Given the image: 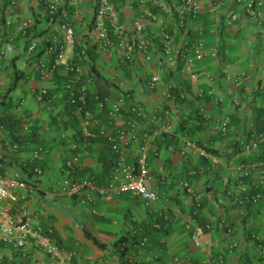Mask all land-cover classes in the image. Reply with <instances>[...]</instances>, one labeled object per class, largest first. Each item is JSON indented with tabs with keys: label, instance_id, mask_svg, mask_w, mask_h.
Returning a JSON list of instances; mask_svg holds the SVG:
<instances>
[{
	"label": "crops",
	"instance_id": "1",
	"mask_svg": "<svg viewBox=\"0 0 264 264\" xmlns=\"http://www.w3.org/2000/svg\"><path fill=\"white\" fill-rule=\"evenodd\" d=\"M57 1L58 14L50 21L44 0H17L15 6L12 0H0V173L25 181L17 190L19 203L37 214L36 226L52 230L62 261L210 264L207 260L214 258L213 264H264V254L256 247L264 244V184L255 185L264 177V8L260 17L251 18L237 0L221 5L217 0H195L198 16L185 29L169 0L145 8L137 0H112L113 17L126 40L135 37L133 21L139 19L157 44L165 27L177 50L188 40L215 50L197 65L199 76L193 80L166 59L159 65L157 59L147 61L141 52L121 46L122 39L112 29L111 47L105 48L96 30L98 0ZM150 12L158 18L151 19ZM64 21L75 27L69 57L80 68L88 95L115 99L124 93L127 105L122 113L109 116L107 108L92 100L87 113L69 103L65 85L71 74L65 66H55L53 40L59 38ZM161 56L158 51L156 58ZM153 74L161 80L150 88ZM136 105L144 109L140 134L169 124L168 130L148 140L147 184L158 191L157 200L147 205L129 192H109L96 193L94 202L82 204L79 196L62 195L57 182L67 178L66 160L74 154L80 157L75 177L91 176L98 186L111 178L114 151L99 137L84 147V121L89 119L91 130L115 134L133 116L129 107ZM186 138L220 161L213 163L187 148ZM243 143L252 149L245 150ZM40 145L46 152L33 162L32 152ZM122 147L128 161H137L134 143ZM235 177L246 183L250 195L260 191L261 198L237 202ZM207 224L213 230L197 246L192 233ZM223 224L232 228L230 235ZM134 235L141 246L121 260L119 245ZM233 241L238 245L232 249ZM0 261L59 264L35 240L21 249L1 243Z\"/></svg>",
	"mask_w": 264,
	"mask_h": 264
},
{
	"label": "built area",
	"instance_id": "2",
	"mask_svg": "<svg viewBox=\"0 0 264 264\" xmlns=\"http://www.w3.org/2000/svg\"><path fill=\"white\" fill-rule=\"evenodd\" d=\"M47 5V11L50 21L55 20L56 13H58L59 5L57 0H44ZM121 1V0H114ZM112 0H98L97 2V22L96 30L101 39L104 40L105 48L111 47L108 34L112 29L117 36L122 40L120 45L129 47L130 49L137 50L144 55L145 60L153 61L157 59L159 65H163V60L173 66L179 67L180 71L187 72L193 80L198 79V72H196L197 65L208 54L215 55V50H207L204 48L202 42L199 41H185L179 50L176 49L174 44L173 34L163 27L160 33L159 44L155 42V39L145 34L146 25L141 20L133 21V31L135 37L129 41L125 39V31L117 24V20L113 17L115 11V3ZM225 0H217L221 5ZM243 5L244 12L251 18H258L262 14L264 8V0H237ZM140 7H147L148 4L153 3L157 5L160 0H137ZM172 11L181 18V26L185 29L191 26V23L198 16V9L195 4V0H169ZM17 0H12V5L15 6ZM151 19L155 20L158 16L154 13H149ZM24 27H28V22H24ZM56 40L55 50L56 59L55 66L63 65L66 69L72 73L65 87L69 91V101L72 104H79L77 109L81 112L87 113L86 100L87 89L85 86H77V82L80 80V68L72 62L69 57V48L72 47L76 41L75 27L72 22L64 21L60 24V36L53 37ZM1 44V34H0ZM1 48V47H0ZM34 45L30 46L32 50ZM160 51L162 56L156 58L157 52ZM1 54V49H0ZM161 78L159 74H153L149 82V87L154 88ZM43 92L39 95V99H42ZM171 93V92H170ZM169 92L167 96H171ZM96 105L100 108H107L109 116L120 114L126 108V96L124 93L119 94L115 99L109 97H101L99 95L94 96ZM133 116L129 117L125 126L118 130V132L109 133L105 129L98 131L91 130L89 128V119L84 121V133L86 139L83 142V146L87 147L89 139L101 137L109 146L117 153L116 160L114 161L112 178L105 186H98L92 178L74 176L76 168L79 166L80 157L78 154L72 155L66 160L65 171L67 174L66 179H61L57 182L59 192L68 197L79 196V200L82 204H88L94 202V195L96 193L108 194L109 192L123 193L129 192L136 197H139L147 205L157 200L158 191L148 186L147 182L151 178L147 170V153L149 151L148 140L156 139L164 131L168 130L169 124L166 122L160 127L156 128L151 133L140 134L138 131L139 121L141 120L144 109L140 105L129 107ZM169 116V112L167 113ZM130 142L134 143L138 150L137 161H128L124 152L123 146H126ZM186 147L192 151L198 153L202 157L210 160L213 163L220 161L219 157L213 152L198 145L189 138L185 140ZM243 148L247 151L252 149L249 144H242ZM46 149L42 146L35 148L32 152L31 160L40 161ZM186 155V151H182ZM264 164V163H263ZM264 173V168L262 169ZM236 178V177H235ZM237 183V191L235 192V200L244 203L246 199H250L253 203H256L261 198V192L254 195L249 194V188L245 182L241 181L238 177L235 179ZM264 184V177L258 180L255 184L256 187H260ZM25 181L17 179H9L0 173V244L8 243L16 249L25 248L31 241H36L38 245L49 255L55 257L59 264H65L62 261V252L59 246L53 241L50 233L51 229H48L49 233H45V228L42 226H36L34 220L37 219V214L30 210L25 204L19 203L17 190L25 187ZM242 194L246 196L243 197ZM17 210V213L14 210ZM95 212V211H94ZM224 228L227 235H230L232 228L229 224L221 225ZM213 226L207 224L205 227L198 226L192 233V239L197 246L201 245V239L212 231ZM238 243L233 241L231 248L236 247ZM258 249L261 254H264V244L259 243ZM264 256V255H263ZM216 259L209 258L207 261L213 264ZM221 261V259H219ZM1 264V261H0ZM148 264H153L152 260L148 261Z\"/></svg>",
	"mask_w": 264,
	"mask_h": 264
},
{
	"label": "trees",
	"instance_id": "3",
	"mask_svg": "<svg viewBox=\"0 0 264 264\" xmlns=\"http://www.w3.org/2000/svg\"><path fill=\"white\" fill-rule=\"evenodd\" d=\"M57 14L58 13H56V16H57ZM1 23H2V21L0 20V25H1ZM85 53H82L81 52V55L83 56ZM73 63H76L75 62V60L74 61H72ZM71 74V76H72V73H70ZM71 76L69 77V78H71ZM81 79L77 82V86H85L84 84H82L81 82ZM86 87V86H85ZM87 89V88H86ZM67 90V89H66ZM67 94H68V101H69V91L67 90ZM95 95H98V94H93V95H91V96H89L88 95V93H87V100H86V102L88 103L89 102V100H92L94 103H96L95 102V100H94V96ZM100 96V95H99ZM69 103H70V101H69ZM87 103H86V105H87ZM72 106H74V107H76V109H77V107H78V105L79 104H72V103H70ZM85 105V106H86ZM98 138V137H97ZM99 138H101V137H99ZM86 139H88V138H86ZM85 139V140H86ZM84 140V141H85ZM101 140H103V141H105L103 138H101ZM106 142V141H105ZM107 143V142H106ZM83 145V144H82ZM41 146V145H40ZM39 147V146H38ZM43 147V146H42ZM110 148H111V146H110ZM111 150L112 151H114L112 148H111ZM114 154H115V156L117 157V153L114 151ZM113 166H114V162H113ZM113 166H112V169H113ZM113 171V170H112ZM88 178H92L91 176L90 177H88ZM111 178H112V173H111ZM110 178V179H111ZM93 179V178H92ZM243 195H245V194H243ZM49 230L48 229H45V233H49L48 232ZM50 235L52 236V238H53V235H52V232L50 233ZM137 236L136 235H134V236H132V237H130V238H126V240L122 243V244H120L119 245V247H118V252H119V257H120V259L121 260H125L126 259V257H127V252L130 250V249H133L134 251H136V250H138L139 249V247L141 246V243H140V240L139 239H137L136 238ZM127 241H130L129 243V245H127L126 243H127ZM57 245H58V243H56ZM258 245H259V243H257L256 244V247H257V249H258ZM59 246V245H58ZM41 248V247H40ZM59 248H60V246H59ZM61 249V248H60ZM260 252V251H259ZM261 254V253H260ZM263 255V254H262ZM2 264V263H1Z\"/></svg>",
	"mask_w": 264,
	"mask_h": 264
}]
</instances>
